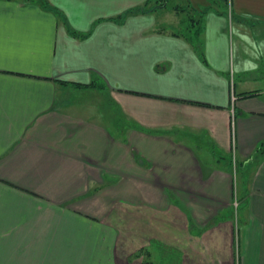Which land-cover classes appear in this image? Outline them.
Wrapping results in <instances>:
<instances>
[{
  "label": "crops",
  "instance_id": "0c3cea01",
  "mask_svg": "<svg viewBox=\"0 0 264 264\" xmlns=\"http://www.w3.org/2000/svg\"><path fill=\"white\" fill-rule=\"evenodd\" d=\"M146 1L0 0V264H127L133 209L182 264H264V0L109 19ZM169 5L201 34L153 24Z\"/></svg>",
  "mask_w": 264,
  "mask_h": 264
},
{
  "label": "rangeland",
  "instance_id": "374dc122",
  "mask_svg": "<svg viewBox=\"0 0 264 264\" xmlns=\"http://www.w3.org/2000/svg\"><path fill=\"white\" fill-rule=\"evenodd\" d=\"M170 2L172 3L173 0H171ZM136 6L138 5H135V6L132 5L131 8L136 7ZM150 6H152V4L148 5V8H150ZM201 7L206 8L203 5H201ZM169 8H172V7L169 5L168 8H165L164 10H161L155 13L152 16L153 18L152 23L159 27H168L170 30H176V25L175 23H173L174 21L173 14L172 12H170ZM131 15L132 14H130L129 16ZM118 16L119 15H117V17ZM129 16H127L123 21H125ZM102 20L103 19H100V18H94L90 24L89 32L91 33L95 27V24ZM116 21L120 22L121 20H118L116 18ZM235 25L237 26L236 21H233L231 18V22L229 24V34L232 36L230 40L231 41V47H230L231 60L230 61L232 62L236 54L241 50L240 49L241 45L238 43V40L236 39V35H235L237 31ZM234 122H235V119H234ZM234 122L233 124H235ZM240 180H241V166L234 173V181H235L234 189H235V194L237 197L240 194V190L238 188L239 187L238 183H240ZM237 184H238V187H237ZM131 211L133 212L130 213L131 215H128V218H126V220L120 221V216L113 217L114 220L118 224L124 225V227L127 228V230L129 231L127 232L126 236H122L118 239L117 250L119 252V256L121 257L122 255V256H125V258L127 257L128 258L127 264H143V261L145 264H148L147 263L148 260L154 262L155 264H178L179 263L178 255H180V258H181L180 262L182 264L183 250L177 244L172 245L166 239L167 231L165 229L163 230V228L168 227L167 223L161 222L160 219H155V221H153L154 219L151 215L144 216L145 223H142V225L146 226L147 229L142 230L141 225L140 226L136 225L137 221L135 219L134 209L130 210V212ZM240 211L241 209H239V212L237 211L235 212V215L237 217L239 216ZM136 230H139V233L143 234V236L138 237V235L136 234ZM159 236H162V237L160 238ZM141 248H143L144 251L142 250L143 252L141 253L142 255L137 256V253L139 252V250H141ZM146 249H149L150 252L147 253L145 251ZM179 249L181 250L180 254H179Z\"/></svg>",
  "mask_w": 264,
  "mask_h": 264
},
{
  "label": "trees",
  "instance_id": "16d2710c",
  "mask_svg": "<svg viewBox=\"0 0 264 264\" xmlns=\"http://www.w3.org/2000/svg\"><path fill=\"white\" fill-rule=\"evenodd\" d=\"M37 3H39L41 6L47 8V9H54L55 11L58 12V14H61V11L58 10L56 7H54L48 0H33ZM158 0H147L144 5H139V6H136V7H133V8H129L127 11L119 14V16H114V17H111L109 19H114L116 20V18L118 20H121L123 21L127 16H129L130 14H134V13H139V12H147L149 10H152V9H155L157 8V6H155L156 2ZM213 1H217V0H213ZM152 4V6H150V8H148V5ZM162 6V5H161ZM182 10H189V11H192V8L189 9V7H184V6H180L179 7ZM178 8V9H179ZM188 12V11H187ZM63 21L66 23V20L63 19ZM182 23H184V28L180 31V30H176L174 33L177 34V35H180V34H183L185 35L186 37L188 38H195V37H198L201 32L203 31V25H202V22L201 20L199 19H195V17L193 15H190L189 17H183V20H182ZM68 29L70 31L71 34L75 35V36H80V37H86L90 34V32H87L85 34L81 33V32H78L77 30L73 29L70 27V25H68ZM201 55L203 56V52L201 51ZM89 85H95V86H101V87H105V83L101 82V81H96V82H92L90 83ZM248 94H255V92L251 91L249 92ZM143 248H141V250H139V252L137 253V256L138 255H142L141 253L142 252ZM144 251V250H143ZM147 253H149V249H146L145 250ZM180 254V252H179ZM179 258H180V255H178ZM148 264H155L154 262L152 261H147ZM143 264L144 261H143Z\"/></svg>",
  "mask_w": 264,
  "mask_h": 264
},
{
  "label": "built area",
  "instance_id": "2783aa9c",
  "mask_svg": "<svg viewBox=\"0 0 264 264\" xmlns=\"http://www.w3.org/2000/svg\"><path fill=\"white\" fill-rule=\"evenodd\" d=\"M236 98V95L234 93V90L232 89V92H231V99H232V102L234 103V100ZM233 117H234V111H233ZM235 204L238 205V200L236 199L235 200Z\"/></svg>",
  "mask_w": 264,
  "mask_h": 264
}]
</instances>
